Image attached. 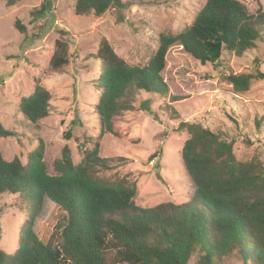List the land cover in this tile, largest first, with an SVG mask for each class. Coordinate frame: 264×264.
<instances>
[{"label": "trees", "instance_id": "16d2710c", "mask_svg": "<svg viewBox=\"0 0 264 264\" xmlns=\"http://www.w3.org/2000/svg\"><path fill=\"white\" fill-rule=\"evenodd\" d=\"M13 5L14 0L6 3ZM124 7L121 0H75L74 15L92 13L100 18ZM41 8L38 15L45 10ZM14 27L25 33L18 21ZM259 40H264L263 7L249 14L238 0H207L190 26L175 35H159L157 48L144 66L128 65L102 39L94 55L101 69L94 83L100 92L95 106L98 137H120L118 117L135 113L133 103L139 94L165 96L167 86L160 73L171 47L180 46L205 66L217 63L223 51L237 57L250 52ZM66 51V44L56 41L49 73L62 71L68 63ZM253 80H264L258 68L227 77L238 94L247 92ZM49 101L48 91L36 86L21 99L19 111L36 125L48 116ZM149 105L146 100L137 109L159 121ZM186 129L189 138L181 161L194 186L192 200L146 209L134 203L133 181L104 177L111 167L109 160L100 157L98 142H93L91 150L79 147L83 157L78 164H73L65 146L54 163L55 176L47 174L42 141L28 154L26 164L18 159L6 161L0 153V197L19 198L26 218L16 251L6 255L0 249V264H190L192 259L193 264H221L233 256L240 264H264V162L256 156L238 158L233 140L200 124H187ZM11 136L0 124V137ZM46 199L66 214L57 249L34 231Z\"/></svg>", "mask_w": 264, "mask_h": 264}, {"label": "rangeland", "instance_id": "374dc122", "mask_svg": "<svg viewBox=\"0 0 264 264\" xmlns=\"http://www.w3.org/2000/svg\"><path fill=\"white\" fill-rule=\"evenodd\" d=\"M7 1L0 0V124L12 136L0 137L4 160L26 164L28 154L42 141L47 174L55 176L54 163L65 146L73 164H78L83 157L79 147L91 150L98 142L100 157L109 160L111 167L104 177L133 181L134 203L144 209L192 200L194 186L181 161L189 138L187 124H200L233 140L238 158L256 156L264 162V80H253L248 91L240 94L227 81L229 75L255 68L264 74V40L239 57L223 51L217 63L205 66L180 46L171 47L160 73L167 86L165 96L139 94L133 103L135 113L118 117L120 137H98L95 106L100 92L94 83L101 69L94 55L100 41L105 39L128 65L144 66L157 48L159 35H175L190 26L207 0H121L123 9H111L100 18L92 13L75 17V0H14L10 7ZM238 1L249 14L260 5L264 9V0ZM42 6L45 10L38 15ZM16 21L25 33L15 29ZM58 40L66 44L68 63L60 73H49ZM36 86L50 95L49 114L32 125L21 115L19 103ZM146 100L159 121L138 111ZM87 138L92 142L87 143ZM21 208L16 196L0 197V249L6 255L18 247L26 220ZM66 220V214L46 199L35 234L57 249ZM221 264H240V259L229 257Z\"/></svg>", "mask_w": 264, "mask_h": 264}]
</instances>
